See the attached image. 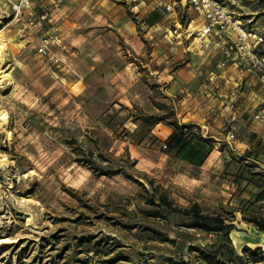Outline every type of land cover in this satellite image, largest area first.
<instances>
[{"label":"rangeland","instance_id":"obj_1","mask_svg":"<svg viewBox=\"0 0 264 264\" xmlns=\"http://www.w3.org/2000/svg\"><path fill=\"white\" fill-rule=\"evenodd\" d=\"M220 1L264 32V0ZM29 12L45 14L40 26L12 21L0 0V264L190 260L199 235L149 215L161 194L264 218V88L220 64V43L199 39L187 2L32 0ZM174 121L210 137L202 164L162 147ZM242 216L235 248L264 247Z\"/></svg>","mask_w":264,"mask_h":264},{"label":"trees","instance_id":"obj_2","mask_svg":"<svg viewBox=\"0 0 264 264\" xmlns=\"http://www.w3.org/2000/svg\"><path fill=\"white\" fill-rule=\"evenodd\" d=\"M160 17L157 11L147 18L148 24H153ZM173 130L166 139L165 151L173 156L182 157L192 164L200 165L212 150L210 137H203L195 129L193 123L170 122ZM138 132V131H137ZM155 208L149 215L165 217L173 214L187 229H192L199 235L200 242H189L187 253L190 260L183 257L175 264H264V247L243 245L238 251L233 245L230 232L235 228V211L240 210L243 219L252 223L257 229L264 230V218L254 215L246 217L243 209L220 204L219 208L209 212L201 210L197 202L187 206H174L172 200L161 194L151 202ZM167 237V236H165ZM166 238H164L165 240ZM184 241V239L182 240Z\"/></svg>","mask_w":264,"mask_h":264},{"label":"built area","instance_id":"obj_3","mask_svg":"<svg viewBox=\"0 0 264 264\" xmlns=\"http://www.w3.org/2000/svg\"><path fill=\"white\" fill-rule=\"evenodd\" d=\"M187 2L201 17L195 29L199 39L214 37L220 43L222 51L221 65L233 61H244L246 67L253 72L264 74V32L256 28L246 27L243 22L232 15L220 0H181ZM12 21H23L27 26H40L45 14L34 16L32 12L26 15L32 0H9ZM46 44L38 47L44 51ZM228 137L233 138L230 131ZM166 148V144L162 145Z\"/></svg>","mask_w":264,"mask_h":264},{"label":"crops","instance_id":"obj_4","mask_svg":"<svg viewBox=\"0 0 264 264\" xmlns=\"http://www.w3.org/2000/svg\"><path fill=\"white\" fill-rule=\"evenodd\" d=\"M234 65L235 67L238 65H241L239 68L240 72H234V74L236 75L235 77H237V79H241L239 77H244L245 81L248 82L249 84H254L258 91H260L262 88H264V76L261 75V73H256V72H251L247 67L244 61L240 60V61H233L230 63V66ZM232 77V76H230ZM229 77V78H230ZM248 77V78H247ZM232 79V78H231ZM260 80H262L260 83ZM254 89H256L254 87Z\"/></svg>","mask_w":264,"mask_h":264},{"label":"bare ground","instance_id":"obj_5","mask_svg":"<svg viewBox=\"0 0 264 264\" xmlns=\"http://www.w3.org/2000/svg\"><path fill=\"white\" fill-rule=\"evenodd\" d=\"M1 29H0V63H1V61L3 60L2 59V51L4 52V49H5V43H4V40L6 39V38H4L3 37V32L1 33ZM18 64V63H17ZM2 67V65H0V68ZM2 72L4 73V75L5 74H7V72H6V69H1L0 70V75L2 76ZM6 76V75H5ZM6 79V78H5ZM9 79V78H8Z\"/></svg>","mask_w":264,"mask_h":264}]
</instances>
